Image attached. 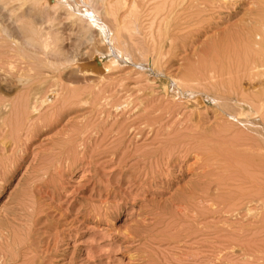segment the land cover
<instances>
[{
    "label": "rangeland",
    "instance_id": "rangeland-1",
    "mask_svg": "<svg viewBox=\"0 0 264 264\" xmlns=\"http://www.w3.org/2000/svg\"><path fill=\"white\" fill-rule=\"evenodd\" d=\"M119 1L111 0L116 4ZM126 1L129 7L134 0H123L118 8L125 7L123 2ZM139 3L140 8L146 9H141L142 16H137V30H133L130 37L126 35L129 44L138 42L133 45L137 49L135 54L140 52L139 59L135 55L136 58L131 59L133 62L130 61L125 51L124 60H117L116 69L109 72L110 58H98L93 42H79L81 34L72 30L64 16L57 22L65 38L62 46L59 45L61 55L50 52L40 60L39 55L24 46L22 39L28 26L42 35L50 30L49 20L54 14L44 5L33 7L30 16L20 14L22 30L12 42L7 36L2 37L5 34L0 28V40L6 38V42L0 41V105L14 101L18 116H22L21 119L17 116L16 143L6 130L0 129V264H264V129L259 134V129L228 125L231 122L227 116L210 102L199 106L192 114L176 85L177 78L213 61L220 64L219 67L235 65L234 70L238 65V70L248 46L247 23L264 13V6L259 0H225L224 3L221 0H186L180 3L181 8L177 7L176 16L168 23L171 28L161 32L164 36L167 34L162 56L158 47L153 50L151 41L148 43L152 32L157 33V37L159 29L166 26L162 14L159 16L152 10L154 2L147 4L139 0ZM259 6L263 10H259ZM72 7L78 13L79 6L73 3ZM124 7L119 17L126 24L130 19L124 16L128 11ZM148 8L149 17L145 12ZM84 9L80 10L88 14ZM153 16L158 17L154 23ZM129 22L132 24V21L127 24ZM148 25L152 27L150 30H147ZM93 32L94 42L99 41L98 48L105 49L106 42L103 38L99 40L100 32ZM157 40L160 45L161 40ZM170 41L173 49H169ZM155 57L161 59L153 67L150 61ZM244 80L247 79H243L242 87L252 90L250 86L255 83L252 85ZM54 84L57 88L63 84L70 89L66 97L63 96L64 101L52 100ZM53 85L55 88L51 87ZM46 87L51 89L46 92ZM30 90L42 91L44 96L39 102L46 104L39 106L38 114L32 115L25 105L24 96L29 95ZM225 92L234 97L235 101L228 105L229 110H234L240 98ZM85 99H90L89 103L79 102H86ZM247 100H242L240 109L246 113L252 111L250 120L261 123L264 128V118ZM141 102L150 105L148 111L152 114V128L147 129L143 139L130 134L137 127L133 123L139 117L135 112L137 107L135 111L132 109ZM13 120L16 123V118ZM193 127L197 130L191 129ZM123 130L129 133L125 138L120 136ZM167 130L172 138H166ZM197 132L214 138L213 145L208 143L209 156L206 152L200 153L203 158L199 159L194 153L190 157H185L184 153L177 155L179 147L175 138L180 140L181 135ZM235 135L238 138H234ZM165 140L173 142L167 150L175 154L171 159L163 155L165 147L160 141ZM155 149L159 150L158 154L153 153Z\"/></svg>",
    "mask_w": 264,
    "mask_h": 264
},
{
    "label": "bare ground",
    "instance_id": "bare-ground-1",
    "mask_svg": "<svg viewBox=\"0 0 264 264\" xmlns=\"http://www.w3.org/2000/svg\"><path fill=\"white\" fill-rule=\"evenodd\" d=\"M74 1H76V2H72V1H68V0H0V28H2V31H3V33L5 34L4 36L2 35V37L4 38L5 36H7V38L10 40V42H12V38L17 34V33H21V30H22V27H21V25L19 24V22H20V18H19V16H20V14H23L24 13V16H30V14L32 13V9H33V7H35V6H40V5H44V8L45 9H47L48 11L50 10V11H53L52 13L54 14V15H52L51 13H50V15H52L53 17H50L51 19L49 20L51 23V25H50V30L47 32V33H45V34H43L42 35V33L40 32L39 33V31H37L36 29H34V28H32V27H27L26 28V31H25V36H24V38L22 39V40H24L23 42H24V46L26 47V48H28V49H30L32 52H34L35 53V55H39L40 56V58L39 57H37V58H39L40 60H41V56L42 55H46V57H47V55L51 52V53H54V54H56L57 56H59V55H61V50L62 49H60L59 48V45L60 46H62V42L64 41V39L65 38H63L62 37V35L64 36V33L62 34L60 31H59V28H58V25L60 24H57V22H59L60 21V18L61 17H65V21L67 22V24H69V23H71V26H72V30L74 31V30H77L78 31V33H80L81 34V38H80V40H79V42H83V43H85L86 42V44H88L89 42H93V48H94V51L96 52V54H97V56H98V58L100 57V59H105V58H110V61H109V63H112L111 64V67H109V68H111V69H108L107 71L109 72V71H111L113 68H114V66H115V64H116V62H117V60H119V59H121V61H123L124 60V53H125V51H126V53H127V55L129 56V57H131L130 58V61H132L134 58H136L135 57V55H137V54H135V53H137V49H136V47L133 45V44H135V42L133 43V44H129V42L126 40V35H127V37L129 36L130 37V35L129 34H131V36H132V34H133V30H137V28H136V23H137V21H136V19H137V16H139V15H141L140 14V12L143 10L142 8H140V4L141 3H139L138 4V2H139V0H134L133 1V3H132V5H128L129 7H127V1L126 2H123L124 3V5H126L125 7L124 6H121V8H118L119 7V5L121 4L120 2H122L123 0H121V1H119L117 4H116V2H114V3H112L111 2V0H74ZM116 1V0H115ZM143 1V3H147L148 4V2L150 3H152V2H154V4L152 5V7H153V9L152 10H154V12H156L157 13V15H159L160 16V14H162V18L161 19H163V22H165V25L166 26H164V27H166L165 29H164V27H163V29H159L158 31V34L160 33V35H158L157 37H156V35L155 34H157V33H151V31H150V33H151V36L148 34V33H146V34H148L149 36H150V40L148 41V43H150V41H151V45L153 46V50H156V48L158 49V51H159V54H160V52H162L163 51V49H164V38L166 37L167 38V34L164 36V35H162V33L165 31H167V28L169 29V28H171V27H168L169 25H171V24H169L168 25V23H170V22H172V21H170L171 19H174V16H176V15H174V13L176 12V10H177V7L180 5V3H183V2H185L186 0H142ZM188 1V0H187ZM190 1V0H189ZM221 1H223V3H224V1L225 0H221ZM252 1V0H251ZM260 1V3L264 6V0H259ZM131 2H132V0H131ZM227 2V1H226ZM73 3H76L79 7H78V13L76 12V10H74V8L72 7V5H73ZM120 3V4H119ZM189 3V2H188ZM229 3V2H228ZM253 3V2H252ZM255 3V2H254ZM146 4V5H147ZM31 5V6H30ZM75 5V4H74ZM121 5H123V4H121ZM143 5H145V4H142V6ZM145 5V6H146ZM149 6H150V4H149ZM180 6H182V5H180ZM179 6V8H181ZM255 6H256V4H255ZM122 7H124V9L127 7L128 8V11H127V15L125 14H123L124 16H126V18H128V19H130V20H128V21H132V24L130 23H128L129 25H131V28L128 26V24H127V22L128 21H126V24H125V22H123V17L121 18L122 19V21H120V17H119V12H120V9H122ZM151 6H150V8H152ZM81 8H85L84 10H86L87 11V13L88 14H84L83 13V10H80ZM264 8V7H263ZM142 9V10H141ZM146 9V8H145ZM144 9V10H145ZM259 10L260 9H262L260 6H259V8H258ZM141 10V11H140ZM143 10V11H144ZM150 9L148 8L145 12H147V15H148V17H149V11ZM263 10V9H262ZM122 11H124V10H122ZM121 11V12H122ZM125 11H126V9H125ZM142 11V12H143ZM178 11V10H177ZM120 12V13H121ZM143 13V15H145L146 13ZM179 13V12H178ZM175 14H177V13H175ZM261 13H259L257 16H256V18L254 17L253 19H251L247 24H248V29L250 30L249 32H248V35L246 34H244L246 37H247V41H248V46H247V48H246V50L244 51V56H243V59H242V62H241V64H240V62H239V66H240V68L237 70V68H238V65L235 67V70L233 69L234 68V66L232 65V68H230L229 66L227 67V68H230V69H227L226 67H223V66H221V67H219L220 66V64H217L216 63V61H213V62H211V63H209V65H206V63H205V66H198V67H195L194 69H192L188 74H186L185 76H183L181 79H179V78H177V83L178 84H176V85H179L178 86V88H179V90L181 91V93H182V95H183V97H184V101L183 102H186V103H188V105L186 106V108L189 110V112H195V110H198L197 108L199 107V106H201V105H205V104H207L208 102H210V103H212V104H214V105H216L217 107H219L221 110H222V112L227 116V118H228V120L231 122V123H228V125L229 124H235V125H240V127L241 126H243V127H245V128H248V129H259V130H257V133H261V131H263V129L264 128H262V126H261V123H259V122H256V121H251L250 120V117H249V114L251 115L252 114V111H250L249 113H246L244 110H241L240 109V106H242L243 105V99H248L247 101H250L251 103H252V106L253 107H256L255 108V110H257L258 112H259V116H261V118H264V13L262 12V14L260 15ZM45 15V14H44ZM47 15V14H46ZM151 15V17H152V15H153V13L152 14H150ZM142 16V15H141ZM23 17V16H22ZM32 17V16H31ZM153 17H155V19L153 20V22L152 23H154L155 22V20L158 18V17H156V16H153ZM251 17V16H250ZM26 18V17H25ZM48 18V17H47ZM125 18V19H126ZM138 19H140V18H138ZM146 19H147V17H146ZM41 19H39V21H40ZM43 20H44V18H43ZM127 20V19H126ZM141 20H143V19H141ZM160 20V19H159ZM158 20V21H159ZM23 21V20H22ZM25 21V20H24ZM39 21H37V22H39ZM152 20H150V22H151ZM160 21H162V20H160ZM159 21V22H160ZM144 22V21H143ZM150 22H148V23H150ZM243 22V21H242ZM5 23H6V25H5ZM152 23H150V25L152 24ZM202 23V22H201ZM200 23V24H201ZM44 24H46L45 22H44ZM49 24V23H48ZM139 24V23H138ZM137 24V25H138ZM143 24V23H142ZM61 25V24H60ZM156 25V24H155ZM23 26V25H22ZM46 26V25H45ZM132 26H134V27H132ZM152 27L154 26V24L153 25H151ZM157 26V25H156ZM37 27H38V25H37ZM138 27V26H137ZM141 27H142V25H141ZM145 27V26H144ZM147 27H149V28H147V30L149 29L150 30V28H152V27H150L149 25L147 26ZM247 27V26H246ZM47 28V27H46ZM140 28V27H139ZM139 28H138V30H139ZM146 28V27H145ZM160 28H162V27H160ZM44 29V28H43ZM142 29V31L144 30L143 28H141ZM154 29V28H153ZM94 30H96V31H98V32H100V35H101V38H99V40H101L102 38V40L103 41H105L106 42V44L104 45L103 43H101L100 42V46H102V44H103V46H106L105 47V49H102V50H100V48H102V47H100V48H98V46H97V43L99 44V41L96 43V42H94V39H95V36H93L94 34ZM146 29H145V31H147ZM155 30H157V27L155 28ZM154 30V31H155ZM2 31H0V33L2 32ZM77 31H76V33H77ZM198 31V30H197ZM162 32V33H161ZM168 32H169V30H168ZM32 34V36L30 35V34ZM141 33V32H140ZM143 33V32H142ZM181 33V32H180ZM34 34V35H33ZM62 34V35H61ZM69 34V33H68ZM75 34V33H74ZM145 34V33H144ZM1 35V34H0ZM19 35V34H18ZM70 35V34H69ZM77 35V34H76ZM100 35H98V36H100ZM141 35V34H140ZM143 35V34H142ZM17 36V35H16ZM65 36H67V35H65ZM78 36H79V34H78ZM136 36V35H135ZM134 36V37H135ZM2 37H0V38H2ZM80 37V36H79ZM137 37L138 36H136V38L135 39H137ZM142 37V36H141ZM145 37V36H144ZM148 37V36H147ZM170 37V36H169ZM217 37V36H216ZM143 38V37H142ZM141 38V39H142ZM157 38H159V40H161V42H160V45L158 44L159 42H158V40H157ZM171 38V37H170ZM140 38H139V40H141ZM144 39V38H143ZM173 39V38H172ZM172 39H169V40H171V41H173ZM198 39V38H197ZM16 39H14V41H15ZM101 40V41H102ZM138 40V39H137ZM145 40V39H144ZM168 40V41H169ZM1 41V40H0ZM5 42H6V38H5V40H4ZM3 40L1 41V42H4ZM145 41H147V38H146V40ZM144 41V42H145ZM169 42L170 43V45H169V49H173V43L172 42ZM240 41V40H239ZM88 42V43H87ZM104 42V43H105ZM167 42V41H166ZM232 42V41H231ZM83 43H82V45H83ZM138 42H136V44H137ZM8 44V43H7ZM13 44V43H12ZM16 44V43H15ZM140 44H143L142 42H140ZM145 44V43H144ZM242 44V43H241ZM1 45V44H0ZM4 45V44H3ZM85 45V44H84ZM191 45H193V44H191ZM5 46V45H4ZM11 47H12V45H10ZM17 46V45H16ZM70 46V45H69ZM144 46V45H143ZM226 46V45H225ZM224 46V47H225ZM242 46V45H241ZM10 47V48H11ZM19 47V46H18ZM17 47V48H18ZM175 47V46H174ZM245 47V46H244ZM3 48V47H2ZM6 48H7V46H6ZM21 48V47H20ZM19 48V49H20ZM98 48V49H97ZM104 48V47H103ZM135 48V49H134ZM211 48V47H210ZM218 48V47H217ZM243 48V47H242ZM1 49V48H0ZM22 49V48H21ZM2 50H4V49H2ZM15 50V49H14ZM14 50H12L11 49V51H14ZM25 50V49H24ZM66 50V49H65ZM64 50V51H65ZM143 50V49H142ZM145 50V49H144ZM167 50V49H166ZM166 50H164V51H166ZM185 50V49H184ZM213 50V49H212ZM216 51H217V49H215ZM215 50H213V51H215ZM17 51V50H16ZM212 51V52H213ZM243 51V50H242ZM22 52V51H21ZM69 52V51H68ZM84 52V51H83ZM1 53V52H0ZM15 53V52H14ZM29 53V52H28ZM33 53V54H34ZM87 53V52H86ZM142 53V52H141ZM153 53V52H152ZM158 53V52H157ZM167 53V52H166ZM170 53V52H169ZM214 53V52H213ZM2 54V53H1ZM0 54V55H1ZM32 54V55H33ZM85 54V53H84ZM139 54H140V52H139ZM139 54L137 55L138 56V59H139ZM148 54V53H147ZM158 54V55H159ZM163 54V52L161 53V55ZM232 54V53H231ZM126 55V54H125ZM157 55V56H158ZM161 55H159L160 57H161ZM164 55V54H163ZM162 55V56H163ZM166 55V54H165ZM2 56V55H1ZM6 56V55H5ZM23 56V55H22ZM30 55H28V57H29ZM52 56V55H51ZM145 56V55H144ZM147 56V55H146ZM151 56H152V54H151ZM150 56V57H151ZM168 56V55H167ZM16 57V56H15ZM28 57L26 58V59H28ZM55 56H53V58H54ZM91 57V56H90ZM141 57V56H140ZM149 57V58H150ZM160 57H158V58H156V59H154L153 61H150V62H152V65H153V67L155 66H157L158 65V61H159V59H161ZM207 57V56H206ZM228 57V56H227ZM3 58V57H2ZM19 58V57H18ZM58 58V57H57ZM76 58V57H75ZM144 58V57H143ZM215 58H217V57H215ZM231 58V57H230ZM235 59H236V57H234ZM22 59V58H21ZM78 59V58H77ZM132 59V60H131ZM141 59V58H140ZM145 59V61H146V59L147 58H144ZM201 59V58H200ZM31 60V59H30ZM42 60H44L43 59V56H42ZM58 60V59H57ZM142 60V59H141ZM237 60V59H236ZM47 61H48V59H47ZM55 61H56V57H55ZM59 61V60H58ZM62 61V60H61ZM72 61V60H71ZM221 61V60H220ZM239 61V60H238ZM31 62V61H30ZM42 62V61H41ZM133 62V61H132ZM217 62H219V60H217ZM21 63V62H20ZM45 63V62H44ZM47 63V62H46ZM146 63H148V62H146ZM222 63V62H221ZM39 64V63H38ZM223 64V63H222ZM52 65V64H51ZM50 65V66H51ZM79 65V64H78ZM194 65V64H193ZM219 65V66H218ZM16 66V65H15ZM28 66V65H27ZM33 66V65H32ZM42 66V65H41ZM54 66V65H53ZM60 66H61V64H60ZM17 67V66H16ZM58 67V66H57ZM106 68H108V67H105L104 69H106ZM148 68V67H147ZM40 69H42V68H40ZM114 69H116V68H114ZM140 69H141V67H140ZM142 69H144V68H142ZM149 69V68H148ZM145 70V69H144ZM47 71H48V69H47ZM188 72V71H187ZM89 73V72H88ZM37 74V73H36ZM84 74V73H83ZM86 74V73H85ZM84 74V75H85ZM92 74V73H91ZM10 75V74H9ZM58 76V75H57ZM106 78V77H105ZM171 79H173V78H171ZM243 79H247V80H244V81H246V82H250V83H252V85L255 83V85L252 87V86H250L251 88H252V90L250 89H248V90H246V89H244L243 87H242V81H243ZM108 80V79H107ZM154 80V79H153ZM104 81V80H103ZM117 81V80H116ZM21 82V81H20ZM58 82V81H57ZM60 82V81H59ZM150 82V81H149ZM152 82V81H151ZM76 83V82H75ZM97 83V82H96ZM119 84V83H118ZM140 84H142V83H140ZM139 84V85H140ZM55 85V84H54ZM54 85L53 86H51V87H53V88H55L54 87ZM56 85H58V83H56ZM55 85V86H56ZM147 85V84H146ZM154 85V84H153ZM173 85V84H172ZM50 86V85H49ZM60 86H61V84H60ZM64 85L62 84V87H59V88H57V86H56V88H55V92L53 91L54 89H52L51 91L53 92L52 93V100H56V101H64V97L63 96H65V93H66V91L68 92V90H70L69 88H66L65 86V88L63 87ZM244 86V85H243ZM25 87V86H24ZM26 87H27V85H26ZM246 87V86H245ZM41 88V87H40ZM89 88V87H88ZM45 89V88H44ZM49 89H51L50 87L47 89V87H46V89L44 90V91H46V90H49ZM99 89H100V87H99ZM116 89V88H115ZM83 90V89H82ZM86 90V89H85ZM101 90V89H100ZM113 90H114V88H113ZM28 91H29V89H28ZM42 91H43V89H42ZM42 91L40 92H36V91H33V90H30V92H29V95L26 93V96L28 95V97L27 98H25L26 96H24V100H25V102H26V104L25 105H27L30 109H31V111H32V113H31V111H30V113L33 115V114H38V112H39V106H43V105H45L46 103H45V101H43L42 103H40L39 101L42 99V97H44V96H42ZM96 91H97V89H96ZM147 91H149V90H147ZM225 91H229L230 93L232 92L233 93V95H236L237 96V98H242V100H237V107H235V109L233 110H229L228 109V105H229V103L230 102H234L235 101V99H234V97L233 96H231V95H229V94H227L228 92H225ZM47 92V91H46ZM73 92V91H72ZM98 92V91H97ZM99 92H101V91H99ZM113 92V91H112ZM111 92V93H112ZM49 93V92H48ZM231 93V94H232ZM8 94V93H7ZM20 94V93H19ZM44 94V93H43ZM50 94H51V92H50ZM68 94V93H67ZM72 94H74V93H72ZM45 95V94H44ZM71 95V94H70ZM98 95V94H97ZM96 95V96H97ZM100 95V94H99ZM87 96V95H86ZM90 93H89V98H90ZM133 96V95H132ZM145 96V95H144ZM66 97V96H65ZM82 97V96H81ZM92 97H94L95 99H96V97L95 96H92ZM149 97V96H148ZM160 97V96H159ZM164 97V96H163ZM1 98V97H0ZM11 98V97H10ZM100 98V97H99ZM132 98V97H131ZM154 98H155V96H154ZM4 99H5V97H4ZM47 99V98H46ZM70 99V98H69ZM73 99H75V98H73ZM86 99H88V98H86ZM85 99V100H86ZM91 99V98H90ZM89 99V100H90ZM110 99V98H109ZM137 99V98H136ZM140 99V98H139ZM142 99V98H141ZM68 100V99H67ZM88 100V101H89ZM105 100V99H104ZM150 100V99H149ZM22 101H23V99H22ZM73 101V100H72ZM87 100H86V102L84 101V100H81V101H79V102H81V103H87L88 102ZM137 101V100H136ZM140 101V100H139ZM142 101V100H141ZM175 101V100H174ZM9 102V101H8ZM19 102V105H20V102L21 101H18ZM52 103L51 104H53L54 102L53 101H51ZM66 103H67V101H65ZM93 102L94 101H92V104H93ZM146 102V101H145ZM151 102H152V100H151ZM155 102V101H154ZM167 102V101H166ZM165 102V103H166ZM45 103V104H44ZM48 103V102H47ZM65 103V104H66ZM76 103H77V101H76ZM89 103V102H88ZM91 103V102H90ZM125 103V102H124ZM127 103V102H126ZM147 103V102H146ZM148 103H149V101H148ZM164 103V102H163ZM250 103V104H251ZM23 104V103H22ZM120 104V103H119ZM131 104V103H130ZM151 104V103H150ZM153 104V103H152ZM162 104V103H161ZM233 104H235V103H233ZM24 105V104H23ZM24 105V106H25ZM74 105V104H73ZM99 105V104H98ZM111 105V104H110ZM109 105V107H111ZM124 105V104H123ZM126 105V104H125ZM123 106V107H129V104L128 105H126V106ZM132 105H134V104H132ZM131 105V106H132ZM140 105V106H139ZM138 106H136L135 105V107L132 109V110H134L136 107V111L135 112H137L136 113V115L137 116H139L138 117V120L136 121V122H134L133 123V125L134 126H137V127H135V128H133V130H131L130 131V134H132V135H136L135 137H138V138H141V139H143V138H145V136H147V132H148V128H150V126L152 125V124H150V117L152 116V114L148 111L149 109H151L150 107L148 108V105L149 104H144L143 102H141L140 104H139ZM162 105H164V104H162ZM184 105H185V103H184ZM240 105V106H239ZM15 104H14V101L13 102H9V104L6 102V103H2L1 105H0V129L1 128H3V131L4 130H6L7 132L6 133H9L10 135H11V137L10 138H12L13 137V139H14V141H15V143H16V136L18 135V133H19V129H18V118H17V116H18V114H17V112H16V108H15ZM50 106V105H49ZM52 106V105H51ZM85 106H87V105H85ZM121 106V105H120ZM150 106V105H149ZM152 106V105H151ZM161 106V105H160ZM183 106V105H182ZM181 106V107H182ZM76 107V106H75ZM78 107V106H77ZM90 107H91V105H90ZM112 107H113V105H112ZM116 107V106H115ZM117 107H118V103H117ZM18 108V107H17ZM19 108H20V106H19ZM27 108V107H26ZM153 108V107H152ZM167 108H169L168 106H167ZM23 109H24V107H23ZM97 109H99V107L97 108ZM116 109V108H115ZM114 109V110H115ZM157 109H159V108H157ZM206 109H208L207 107H206ZM219 109V110H220ZM254 109V108H253ZM18 110V109H17ZM20 110V109H19ZM120 110V109H119ZM130 110V109H129ZM184 110V109H183ZM182 110V111H183ZM200 110V109H199ZM161 111V110H160ZM169 111V110H168ZM179 111V110H178ZM181 111V112H182ZM25 112V111H24ZM127 112V111H126ZM156 112H158V111H156ZM164 112V111H163ZM189 112H188V114H189ZM198 112V111H197ZM222 112L220 113V114H222ZM40 113V112H39ZM97 113V112H96ZM119 113V112H118ZM162 113V112H161ZM177 113V112H176ZM219 113V112H218ZM25 114V113H24ZM123 114V113H122ZM160 114V113H159ZM183 114V113H182ZM187 114V113H186ZM193 114V113H192ZM200 114V113H199ZM177 115V114H176ZM179 115V114H178ZM28 116H30V115H28ZM27 116V117H28ZM173 116V115H172ZM186 116H189V115H186ZM193 116V115H192ZM192 116H190V117H192ZM221 116V115H220ZM19 117V116H18ZM22 117V116H21ZM21 117H19L20 119H21ZM182 117V116H181ZM13 118L15 119L16 118V123H15V120H13ZM38 118V117H37ZM36 118V119H37ZM96 118V117H95ZM170 117H168L167 119H169ZM224 118H225V116H224ZM29 119V118H28ZM179 119V118H178ZM187 119H188V117H187ZM186 118H185V120H184V118H183V120L184 121H186L187 120ZM27 120V119H26ZM32 120V119H31ZM44 120V119H43ZM55 120V119H54ZM136 120V119H135ZM171 120H173V119H171ZM176 120V119H175ZM182 120V121H183ZM189 120V119H188ZM20 121V120H19ZM154 121V120H153ZM152 121V122H153ZM182 121L180 120V122L182 123ZM193 121V120H192ZM30 122V121H29ZM175 122V121H174ZM173 122V123H174ZM179 122V123H180ZM187 122V121H186ZM189 122V121H188ZM22 123V122H21ZM124 123V122H123ZM155 123V122H154ZM184 123V125H185V122H183ZM182 123V124H183ZM120 124V123H119ZM161 124V123H160ZM169 124H171V123H169ZM181 124V125H182ZM22 125V124H21ZM184 125H182V126H184ZM187 125H188V123H187ZM20 126V125H19ZM122 126V125H121ZM226 126V125H225ZM160 127V126H159ZM191 126H189L188 128H187V130H189V128H190ZM28 128V127H27ZM151 128H152V126H151ZM151 128H150V130H151ZM185 128V127H184ZM199 128V127H198ZM219 128V127H218ZM29 129V128H28ZM148 129V130H147ZM157 129V128H156ZM169 129V128H168ZM173 129V128H172ZM180 129V128H179ZM179 129H178V131H179ZM191 129H196V128H191ZM220 129V128H219ZM24 130V129H23ZM149 130V131H150ZM170 130V129H169ZM174 130V129H173ZM173 130H171V131H173ZM182 130V129H181ZM197 130V129H196ZM246 130V129H245ZM124 131L125 130H123V132L121 133V138L122 137H126L127 135H129V133L128 132H126L125 131V133H124ZM184 131V133L186 132L185 130H183ZM1 132V131H0ZM5 132V131H4ZM97 132V131H96ZM118 132V131H117ZM120 132V131H119ZM154 132H156V131H154ZM154 132H150L151 134H153ZM167 132V134H168V130L166 131ZM174 133L173 134H175V130L173 131ZM177 132V131H176ZM188 132V131H187ZM192 132H194V131H192ZM204 132V131H203ZM245 132H247V131H245ZM264 132V131H263ZM158 133V132H157ZM183 133V136L185 135ZM190 133V132H189ZM238 133V132H237ZM236 133V134H237ZM243 133V132H242ZM2 134V133H1ZM4 134V133H3ZM94 134V133H93ZM180 134H181V132H180ZM235 134V133H234ZM20 135V134H19ZM97 135V134H96ZM163 135V134H162ZM178 135H179V133H178ZM177 135V136H178ZM203 135V134H202ZM201 134H198V132H197V134H189V135H185L184 137H181L180 135V137L179 138H181L180 140L178 139V137H176L175 139L177 140V145H178V147H179V150L176 152V151H173V152H176L177 153V155H181L182 153H184V155H185V157H190V155H192L193 153L194 154H196L195 156L199 159V157H202V156H200V153L202 154V153H205L206 151H208L207 149L210 147L209 145H208V143H212L213 141L215 142V140H213L214 138H212V137H208V136H202ZM1 136V135H0ZM28 136V135H27ZM81 136V135H80ZM90 136V135H89ZM167 136V137H166ZM165 137L166 138H168V136L170 137V138H172L171 136H173L172 135V133L170 132L168 135H166ZM176 136V135H175ZM209 136H211V135H209ZM3 137V136H2ZM6 137V136H5ZM8 137V136H7ZM131 137V136H130ZM161 137H163V136H161ZM165 137H163L164 139H166ZM215 137V136H214ZM228 137V136H227ZM238 138V136H236L235 135V137L234 138ZM97 138V137H96ZM155 138H158V134H157V136L155 135ZM232 139H233V137H231ZM29 139V138H28ZM151 139V138H150ZM153 139V138H152ZM215 139H218V137L217 138H215ZM231 139V140H232ZM18 140V139H17ZM179 140V141H178ZM2 141V140H1ZM14 141L12 140V142L14 143ZM254 141V140H253ZM3 142H5V141H3ZM2 142V143H3ZM161 142V146H163V147H165V148H163L164 149V153H163V155L164 156H167L168 155V158L169 159H171V157L173 158L174 156H175V154H173V153H169L168 151V149H169V147L171 146V144H173V142H172V140L170 141V140H165L164 142H162V141H160ZM236 142V141H235ZM241 142H243L242 140H241ZM248 142V141H247ZM251 142V141H250ZM8 143H9V141H8ZM7 143V144H8ZM23 143V142H22ZM116 143V142H115ZM4 144V143H3ZM197 144V145H196ZM159 145V146H160ZM212 145H213V143H212ZM251 145V144H250ZM13 146H14V144H13ZM17 146V145H16ZM249 146V145H248ZM139 147V146H138ZM172 147V146H171ZM238 147V146H237ZM160 148V147H159ZM158 148V149H159ZM252 148V147H251ZM3 149V148H2ZM14 149V148H13ZM15 149H16V147H15ZM72 149V148H71ZM139 149V148H138ZM137 149V150H138ZM144 149V148H143ZM158 149H155V151L153 152L154 154H158V152H159V150ZM231 149V148H230ZM11 150H12V147H11ZM79 150H80V148H79ZM168 150V151H167ZM174 150H176V149H174ZM181 150H183V151H181ZM215 150V149H214ZM16 151V150H15ZM246 151V150H245ZM257 151V150H256ZM3 152V151H2ZM148 153L150 152V151H147ZM147 152H145V153H147ZM209 152V151H208ZM211 152V151H210ZM160 153H161V151H160ZM159 153V154H160ZM207 153V152H206ZM137 154V153H136ZM141 154V153H140ZM10 155V154H9ZM163 155H162V157H163ZM203 155V154H202ZM207 155H208V153H207ZM11 156V155H10ZM68 156V155H67ZM148 156V155H147ZM194 156V157H195ZM209 156V155H208ZM5 157H7V156H5ZM74 157V156H73ZM122 157V156H121ZM159 157V156H158ZM185 157H183V155H182V158H185ZM221 157V156H220ZM3 158V157H2ZM167 158V157H166ZM203 158V157H202ZM202 158H201V160H202ZM206 158V157H205ZM208 158V157H207ZM219 158V157H218ZM222 158V157H221ZM151 159V158H150ZM240 159V158H239ZM66 160H67V158H66ZM142 160V159H141ZM140 160V161H141ZM155 160H156V158H155ZM167 160V159H166ZM201 160H199V161H201ZM204 160V159H203ZM144 161H146V160H144ZM151 161V160H150ZM168 161V160H167ZM166 161V162H167ZM231 161V160H230ZM76 162V161H75ZM202 162V161H201ZM216 163H218V162H216ZM151 164V163H150ZM149 164V165H150ZM141 165V164H140ZM143 165V164H142ZM156 165V164H155ZM144 166V165H143ZM158 166V165H157ZM241 166V165H240ZM249 166V165H248ZM153 167V166H152ZM158 168V167H157ZM232 168V167H231ZM257 168V167H256ZM234 169V168H233ZM249 169H251V168H249ZM259 169H260V167H259ZM259 169H257V170H259ZM202 171V170H201ZM241 171V170H240ZM255 171V170H254ZM250 173V172H249ZM259 173V172H258ZM206 174V173H205ZM234 174V173H233ZM253 176V175H252ZM256 176V175H255ZM238 178V177H237ZM239 179V178H238ZM235 180V179H234ZM237 180V179H236ZM240 180V179H239ZM252 180V179H251ZM258 180V179H257ZM247 181V180H246ZM259 181H261V179L259 180ZM233 182V181H232ZM245 182V181H244ZM264 182V181H263ZM120 183V182H119ZM256 183V182H255ZM260 184V183H259ZM223 185V184H222ZM217 186V185H216ZM262 186V185H261ZM207 187V186H206ZM221 187V186H220ZM241 187V186H240ZM211 188V187H210ZM215 188V187H214ZM218 188V187H217ZM212 189V188H211ZM220 189V188H219ZM237 189H239L238 188V186H237ZM236 189V190H237ZM251 189V188H250ZM253 189V188H252ZM259 189V188H258ZM210 190V189H209ZM245 190V189H244ZM243 190V191H244ZM261 190H263V189H261ZM218 191V190H217ZM237 191H239V190H237ZM242 191V192H243ZM256 191H258V190H256ZM261 192V191H260ZM264 192V191H263ZM197 193V192H196ZM202 193V192H201ZM236 193V192H235ZM255 193V192H254ZM258 193H259V191H258ZM198 194V193H197ZM232 194V193H231ZM252 194V193H251ZM256 194V193H255ZM263 194V193H262ZM249 195V194H248ZM247 195V196H248ZM254 195V194H253ZM206 196V195H205ZM204 196V197H205ZM223 196V195H222ZM236 196V195H235ZM255 196V195H254ZM263 196V195H262ZM206 197H208V196H206ZM245 197V196H244ZM258 197H260L259 195H257V198ZM199 198V197H198ZM241 198V197H240ZM247 198H249V197H247ZM211 199V198H210ZM213 199V198H212ZM221 199H223V198H221ZM252 199H253V196H252ZM255 199V198H254ZM205 200H207V199H205ZM208 200H209V198H208ZM204 201V200H203ZM211 201V200H210ZM260 201V200H259ZM261 201H262V199H261ZM223 202V201H222ZM248 202V201H247ZM250 202V201H249ZM257 202H258V200H257ZM201 203V202H200ZM235 204H236V202H234ZM240 203V202H239ZM252 203V202H251ZM213 204V203H212ZM235 204H233V205H235ZM250 204V203H249ZM262 204V203H261ZM263 204H264V202H263ZM203 205V204H202ZM222 205V204H221ZM210 206V205H209ZM214 206V205H213ZM243 206V205H242ZM212 207V206H211ZM231 207V206H230ZM230 207H228V208H230ZM241 207V206H240ZM240 207H238V205H237V208H240ZM244 207H245V205H244ZM252 207H254V206H252ZM234 208H236V207H234ZM251 208V207H250ZM256 208V207H255ZM254 208V209H255ZM227 209V208H226ZM248 209V208H247ZM253 209V210H254ZM258 209V208H257ZM111 210V209H110ZM238 210V209H237ZM260 210H261V208H260ZM251 211V210H250ZM231 212V211H230ZM248 212V211H247ZM252 212V211H251ZM256 212H257V210H256ZM229 214V213H228ZM242 214V213H241ZM243 215V214H242ZM245 215V214H244ZM262 215V214H261ZM264 215V214H263ZM250 216V215H249ZM245 218V217H244ZM263 218V217H262ZM250 219V218H249ZM251 221V220H250ZM194 222V221H193ZM250 223V222H249ZM256 223V222H255ZM243 224V223H242ZM239 230V229H238ZM242 231V230H241ZM237 235H239V234H237ZM243 235V234H242ZM241 236V235H240ZM232 238V237H231ZM230 241V240H229ZM230 242H233V241H230ZM244 243H246V242H244ZM238 244V243H237ZM240 244V243H239ZM243 245V244H242ZM237 246V245H236ZM239 246V245H238ZM228 247V246H227ZM247 247V246H246ZM237 248V247H236ZM232 249H235V248H232ZM248 249V248H247ZM259 249V248H258ZM261 249V248H260ZM236 250V249H235ZM240 250H242V249H240ZM234 251V250H233ZM243 251V250H242ZM244 251H246V250H244ZM241 252V251H240ZM254 253V252H253ZM259 253V252H258ZM261 253V252H260ZM228 254V253H227ZM232 254V253H231ZM230 254V255H231ZM238 254V253H237ZM235 255V254H234ZM238 255H240V254H238ZM256 255V254H255ZM258 255V254H257ZM256 255V256H257ZM236 256V255H235ZM250 256V255H249ZM259 256V255H258ZM261 256V255H260ZM220 257V256H219ZM223 257V256H222ZM226 257V256H225ZM239 257V256H238ZM241 257H243V256H241ZM227 258V257H226ZM225 258V259H226ZM230 259V258H229ZM249 259V258H248ZM221 260H223V259H221ZM251 260V259H250Z\"/></svg>",
    "mask_w": 264,
    "mask_h": 264
}]
</instances>
